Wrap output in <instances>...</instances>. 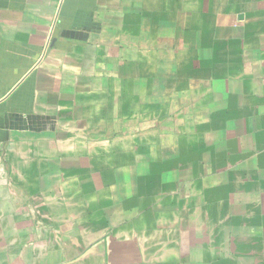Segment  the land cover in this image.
<instances>
[{
    "label": "crops",
    "instance_id": "1",
    "mask_svg": "<svg viewBox=\"0 0 264 264\" xmlns=\"http://www.w3.org/2000/svg\"><path fill=\"white\" fill-rule=\"evenodd\" d=\"M0 264H264V0H0Z\"/></svg>",
    "mask_w": 264,
    "mask_h": 264
}]
</instances>
